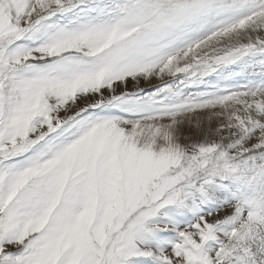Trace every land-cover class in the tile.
Here are the masks:
<instances>
[{
  "label": "snow or ice",
  "instance_id": "obj_1",
  "mask_svg": "<svg viewBox=\"0 0 264 264\" xmlns=\"http://www.w3.org/2000/svg\"><path fill=\"white\" fill-rule=\"evenodd\" d=\"M0 264H264V0H0Z\"/></svg>",
  "mask_w": 264,
  "mask_h": 264
}]
</instances>
